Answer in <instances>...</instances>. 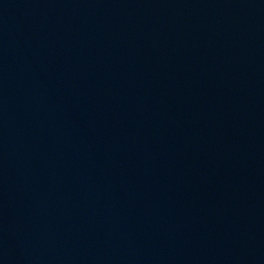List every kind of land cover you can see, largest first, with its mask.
I'll use <instances>...</instances> for the list:
<instances>
[{"label": "water", "instance_id": "1", "mask_svg": "<svg viewBox=\"0 0 264 264\" xmlns=\"http://www.w3.org/2000/svg\"><path fill=\"white\" fill-rule=\"evenodd\" d=\"M0 264H264V0H0Z\"/></svg>", "mask_w": 264, "mask_h": 264}]
</instances>
